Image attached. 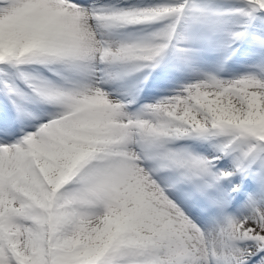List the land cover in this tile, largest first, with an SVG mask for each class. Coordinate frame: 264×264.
Here are the masks:
<instances>
[{"label": "snow or ice", "instance_id": "obj_1", "mask_svg": "<svg viewBox=\"0 0 264 264\" xmlns=\"http://www.w3.org/2000/svg\"><path fill=\"white\" fill-rule=\"evenodd\" d=\"M0 264H264V0H0Z\"/></svg>", "mask_w": 264, "mask_h": 264}]
</instances>
